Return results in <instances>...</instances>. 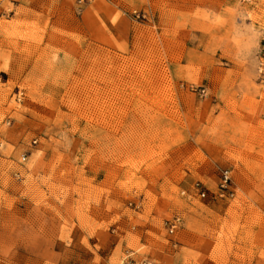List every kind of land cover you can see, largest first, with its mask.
<instances>
[{
	"label": "rangeland",
	"instance_id": "rangeland-1",
	"mask_svg": "<svg viewBox=\"0 0 264 264\" xmlns=\"http://www.w3.org/2000/svg\"><path fill=\"white\" fill-rule=\"evenodd\" d=\"M0 264H264V0H0Z\"/></svg>",
	"mask_w": 264,
	"mask_h": 264
},
{
	"label": "built area",
	"instance_id": "built-area-1",
	"mask_svg": "<svg viewBox=\"0 0 264 264\" xmlns=\"http://www.w3.org/2000/svg\"><path fill=\"white\" fill-rule=\"evenodd\" d=\"M78 4H83L87 2L88 0H75ZM204 90L201 89L200 93H203ZM21 93V92H20ZM22 159H25L23 156ZM231 176H230V171L228 169H224L221 172V179H220V187L222 189L227 188L228 183L230 182ZM196 186H199V183H196ZM205 192L204 190H200V196H204ZM167 225L169 233H173L177 228L181 226V218L178 215H175L172 217V219L168 220L165 222Z\"/></svg>",
	"mask_w": 264,
	"mask_h": 264
}]
</instances>
